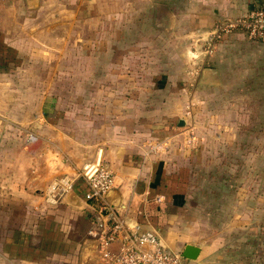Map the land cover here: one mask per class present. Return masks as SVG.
Wrapping results in <instances>:
<instances>
[{"label": "crops", "instance_id": "obj_1", "mask_svg": "<svg viewBox=\"0 0 264 264\" xmlns=\"http://www.w3.org/2000/svg\"><path fill=\"white\" fill-rule=\"evenodd\" d=\"M92 1L0 0V264H103L77 178L100 150L115 175L109 201L128 223L172 253L198 247L187 264H237L208 224L200 229L191 183L203 158L264 125V42L242 29L217 35L264 0ZM158 7L166 16L157 18ZM147 8L156 16L149 38ZM49 11L58 15L52 39L42 19ZM54 61L59 73H95L94 84L60 93L19 78ZM103 77L107 84L96 85ZM215 125L229 132L214 133ZM62 179H75L72 190L48 202Z\"/></svg>", "mask_w": 264, "mask_h": 264}, {"label": "rangeland", "instance_id": "obj_2", "mask_svg": "<svg viewBox=\"0 0 264 264\" xmlns=\"http://www.w3.org/2000/svg\"><path fill=\"white\" fill-rule=\"evenodd\" d=\"M10 0H2V4H8ZM77 0H46L48 6L68 5L74 6ZM90 1V0H88ZM111 0H93L94 7L105 6ZM115 5H130L137 7L139 0H114ZM155 2V0H148ZM126 2V3H124ZM148 2V7L152 4ZM85 5V4H84ZM154 9V8H153ZM153 9L148 10L145 28L147 38L153 37L152 29L156 21ZM100 10H93V16H97ZM138 16L137 14L131 17ZM58 15L49 11L42 15L45 28L51 32L46 35L50 38L57 36L56 23ZM49 39V38H48ZM58 61L51 62L49 69L39 67V73H24L28 76H20L24 84L49 86L56 92H64L65 88L74 87L75 83L81 81L83 86L91 87L94 84L95 73H59ZM63 65V64H62ZM74 69V63H66ZM86 63V66H89ZM20 81V80H19ZM158 81H161L158 79ZM96 85H106V78H102ZM218 114L222 116L224 110L220 109ZM234 114L229 112L232 118ZM264 120V118L262 119ZM256 122L261 123L260 119ZM214 133H227V126L209 127ZM205 127L200 131L204 132ZM252 131V133H250ZM245 131H243L244 133ZM254 137V140L251 138ZM240 144H244L239 146ZM246 145V146H245ZM257 147L252 151L251 147ZM222 150H224L221 147ZM218 150V149H216ZM201 166L193 175L191 190V201L195 209L193 215L198 222L209 225L206 232H215L217 241L220 243L223 254L229 262L237 264H264V125H255L243 134L242 141L235 148L229 143L225 147L222 156L215 155L212 158H203ZM185 175L183 178L185 179ZM196 212V213H195Z\"/></svg>", "mask_w": 264, "mask_h": 264}, {"label": "built area", "instance_id": "obj_3", "mask_svg": "<svg viewBox=\"0 0 264 264\" xmlns=\"http://www.w3.org/2000/svg\"><path fill=\"white\" fill-rule=\"evenodd\" d=\"M242 29L248 39L264 42V7H255L246 17L229 21L218 28L217 35ZM86 185L85 200L90 212L87 235L98 245L103 264H182L181 255L170 252L158 235L130 224L120 209L109 201L115 188V175L103 159L102 150L94 160L83 165L78 173ZM75 179H62L51 186L48 202L58 203L70 190Z\"/></svg>", "mask_w": 264, "mask_h": 264}, {"label": "water", "instance_id": "obj_4", "mask_svg": "<svg viewBox=\"0 0 264 264\" xmlns=\"http://www.w3.org/2000/svg\"><path fill=\"white\" fill-rule=\"evenodd\" d=\"M161 9H165V8L158 7L159 13H157V18H161L162 16L163 17L166 16L164 13H163V15L161 14ZM167 15H168V13H167ZM180 125L183 126L184 121H181ZM199 254H200V249L198 247L193 246V245L186 246L183 254L181 255L182 264H187L188 261L196 260L199 256Z\"/></svg>", "mask_w": 264, "mask_h": 264}, {"label": "trees", "instance_id": "obj_5", "mask_svg": "<svg viewBox=\"0 0 264 264\" xmlns=\"http://www.w3.org/2000/svg\"><path fill=\"white\" fill-rule=\"evenodd\" d=\"M185 175V174H184ZM183 183H185V182H183Z\"/></svg>", "mask_w": 264, "mask_h": 264}]
</instances>
